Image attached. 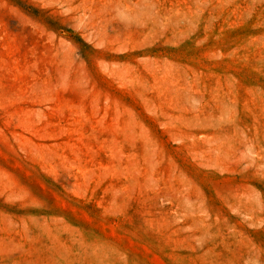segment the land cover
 Returning <instances> with one entry per match:
<instances>
[{
    "label": "rangeland",
    "instance_id": "rangeland-1",
    "mask_svg": "<svg viewBox=\"0 0 264 264\" xmlns=\"http://www.w3.org/2000/svg\"><path fill=\"white\" fill-rule=\"evenodd\" d=\"M0 264H264V0H0Z\"/></svg>",
    "mask_w": 264,
    "mask_h": 264
}]
</instances>
